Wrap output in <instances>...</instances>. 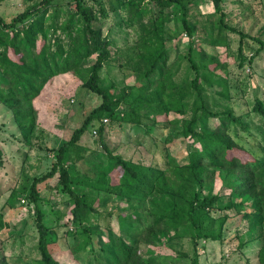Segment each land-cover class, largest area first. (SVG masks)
Here are the masks:
<instances>
[{
  "label": "rangeland",
  "instance_id": "obj_1",
  "mask_svg": "<svg viewBox=\"0 0 264 264\" xmlns=\"http://www.w3.org/2000/svg\"><path fill=\"white\" fill-rule=\"evenodd\" d=\"M40 1L0 0V16L10 21ZM85 1L89 8H94L97 15L94 25L108 41L110 56L101 73L102 86L115 97L125 94L123 103L112 117L103 115L89 124L80 140L87 148L86 159L78 162V172L72 169L75 175L73 187L85 194L99 210L83 222L91 227L92 244L99 248L105 243L107 226L111 225L114 232H118L120 214L135 210L148 214L153 198L157 208L166 207L168 200L160 193L154 197L148 193L138 200H123L117 192L110 190L109 186L122 178L118 168L101 178L105 170L101 171L103 168L97 166L107 163L104 147L127 160L164 169L170 156L180 165L187 164L190 151L202 144L182 133L183 119L189 117L190 111L172 107V100L181 98V94L185 104L193 101L188 93L185 95L195 76L188 61L191 45L193 56L197 58V51L203 50V60L213 61L214 78L220 80L206 89L209 107L241 114L249 128L243 130L231 123L229 132L235 141L263 153L264 113H259L255 106L258 101L264 106V48L258 41H264V0H221V12L215 10L213 0H193L188 14L192 36L182 25L181 10L175 4L163 8L165 21L160 27L153 24L155 18L161 16L160 8L153 0L141 1L142 15L127 7L110 11L107 17L98 11V3L109 7V0ZM57 2L59 7L50 8L46 15L45 28L38 34L35 52L43 46L54 52L59 43L65 45L66 50L69 31L79 33L81 25L76 19L68 28L74 10L72 0ZM223 22L250 37L242 39L238 33L224 28ZM149 34L163 39L167 48L165 72L172 80L165 81L167 90L162 104L168 107L164 116L166 121L155 125V111L140 97V94H151L154 85L150 89L144 88L145 83L131 65V57L142 51L143 39ZM3 49L0 44V51ZM12 51L10 58L18 62L19 56ZM96 56L97 53L90 55L79 68L52 76L39 94L29 100L13 87L12 75L2 74L0 68V95L9 89L14 92L9 101L0 98V256L10 264H43L38 248L35 203L28 195L34 180L51 170L57 150L102 102L101 96L83 86ZM170 84H174L173 89ZM225 85L228 91L223 87ZM133 105H140L141 113L147 114L142 124L133 125L122 119ZM218 124L219 120L213 119L209 126ZM101 126L104 127L102 135L99 132ZM84 171L90 174V179L82 176ZM226 176V170L217 169L214 183L203 188L204 194H229ZM97 178L104 185L96 190ZM56 184L57 178L38 183L43 219L54 231L50 237L51 251L66 264H96L97 257L91 247L83 249L81 239L77 237L78 225L72 220L68 194L61 186L48 188ZM232 200L242 199L232 196ZM252 200L249 198V202ZM252 224L248 216L234 209H218L210 213L201 231L194 235L188 228L170 227L164 222L162 225H143L137 234L126 237L134 243L136 260L123 264H191L193 257H198L199 264H264V224L256 229ZM104 247L108 245L104 244Z\"/></svg>",
  "mask_w": 264,
  "mask_h": 264
},
{
  "label": "trees",
  "instance_id": "obj_2",
  "mask_svg": "<svg viewBox=\"0 0 264 264\" xmlns=\"http://www.w3.org/2000/svg\"><path fill=\"white\" fill-rule=\"evenodd\" d=\"M110 6L106 7L99 2V12L107 17L111 11L130 7L135 14L142 15V0H109ZM161 11V16L155 18L153 24L160 27L164 23L162 17L163 8L173 4L178 5L181 10V22L186 32L192 36L193 27L189 20V6L193 0H153ZM74 10L69 20L70 29L76 22L79 23L78 34L69 31V43H59L57 50L52 52L47 46L35 52L38 34L44 31L46 15L50 8L59 7L57 0H41L30 5L23 12L17 14L10 21L0 16V44L3 50L0 51V68L2 74H11L13 87L22 91L25 99L29 100L39 94L45 83L52 76L73 68H79L83 61L90 55L97 53L96 60L91 64L83 86L89 91L101 96L102 102L94 108L83 124L76 128L71 137L57 150L56 160L49 172L41 178L35 179L28 198L35 203V224L39 233L38 248L43 264H66L57 258L50 248V237L54 233L49 229L43 219V211L40 208L39 200L41 191L38 183L47 179L57 178L56 186H49V189L61 188L68 194V205L72 215L73 223L78 225L77 237L81 239L83 249L91 247V252L97 257L96 264H123L136 260L133 251L134 243L126 237H132L138 233V228L144 225H162L164 222L170 227L183 226L188 228L192 234L199 233L210 213L216 210L234 209L238 213L248 216L256 229L264 224V150L261 154L245 145L235 141L229 132L231 123L239 125L241 129L247 130L249 125L243 121L241 114H236L230 109L223 111L212 110L207 102L206 89L220 80L214 78L215 73L211 63L203 60L204 51H197V58L192 55L193 45L190 46L191 54L188 58L189 66L195 73L191 80V89L186 90L189 97L193 98L191 104H185L181 98L172 100V107L180 111H190L188 118L183 119L182 133L195 142H200V147L193 148L189 153V162L180 165L170 156L168 166L164 169L154 164L137 163L127 160L120 155L104 147L107 154V163H99L98 168H103L104 176L118 168L121 171V180L110 185V190L117 192L123 200H138L150 193L154 195L163 194L167 205L164 208H157L154 205V198L149 213L135 210L125 215H119L118 232H114L111 225L107 226L106 240L96 248L92 244L91 227L83 224L91 213L99 212L98 208L88 201L85 194L78 192L73 187L78 162L86 159L87 148L80 140L87 131L89 124L94 119H100L103 115L112 117L115 109L124 101L125 94L115 97L110 90L102 86L101 73L104 65L110 56L108 41L101 36V32L95 27L97 19L94 8L88 7L85 0H72ZM215 10L221 12V0H213ZM224 28L238 33L242 39L250 37L242 30L233 26ZM67 29V28H65ZM142 51L131 57L133 71L141 77L144 88L150 89L151 94H140L142 100L150 103L155 111L153 124L165 122V115L168 107L164 103V94L167 87L166 79L172 81L166 68L167 48L162 38L145 37ZM261 48H264V41L258 40ZM19 56V61L10 58V51ZM260 51V50H259ZM252 59V58H251ZM171 89L174 84H170ZM228 91L226 85L223 86ZM14 89V88H13ZM14 92L10 89L0 98L9 101ZM180 105V106H179ZM256 110L264 113L263 102L256 103ZM147 116L141 113L140 105H133L122 116L123 121L133 125L143 123ZM218 119L219 124L210 127V121ZM104 127L99 128L102 135ZM236 134V133H235ZM1 155V150H0ZM217 169L227 172L225 186L230 189L229 194H204L203 188L212 186ZM77 171V170H76ZM78 172V171H77ZM95 175V174H94ZM78 176H81L78 173ZM86 179L90 174L82 173ZM81 176V177H82ZM174 176V177H173ZM94 189L102 188L104 183L100 178L95 181ZM226 195V196H224ZM232 196L240 201L232 200ZM249 198L253 200L249 202ZM157 205V204H156ZM138 209V208H137ZM145 223V224H144ZM75 236L74 232L71 233ZM113 250V251H112ZM150 263V261H147ZM0 264H10L0 256ZM191 264H199L198 257L191 258Z\"/></svg>",
  "mask_w": 264,
  "mask_h": 264
}]
</instances>
